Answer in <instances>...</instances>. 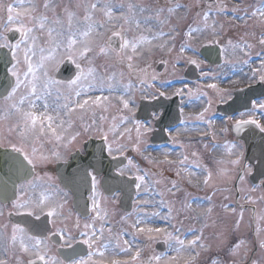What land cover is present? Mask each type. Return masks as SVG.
Returning a JSON list of instances; mask_svg holds the SVG:
<instances>
[{
  "label": "snow or ice",
  "instance_id": "snow-or-ice-1",
  "mask_svg": "<svg viewBox=\"0 0 264 264\" xmlns=\"http://www.w3.org/2000/svg\"><path fill=\"white\" fill-rule=\"evenodd\" d=\"M170 3H174L175 0H169ZM20 3L23 4L24 0H20ZM51 5L48 2H45L43 5L44 12H40L37 6L32 2V0H28V7L24 12H20L13 4H7L3 6L4 11L7 14L6 23L3 26V31H15L20 34V39L15 43V45L11 44L6 36L0 34V48L8 49L9 54L11 56L12 67L9 70L11 80L8 84V88L10 89L5 95V100L11 101L10 110L13 114H15L18 119L15 127L17 129H21L20 135L22 139H27L29 136L37 137V136H45L48 133L51 135L48 136L49 139H55L58 142L64 143V146L72 144L77 141V138L81 135L79 131L74 133H68L67 128H65V121L60 119V111L61 109L66 111V114L71 116L72 113L76 112L77 109H92L93 106H103L104 110H107V102L110 100V96L98 95L95 98L83 99L81 102L80 97L82 91H84V85L87 84L88 88L98 87V89L103 92L104 89H107L109 93L120 92L122 94L117 96V99L122 104L124 110H127L130 113V116L120 117L122 123H127L128 121H134L135 130L137 133L136 146L135 151L140 152L143 155L144 152L147 151L145 147L142 151L141 145L146 144V137L155 131V129L151 125L142 124L135 117L136 104L135 98L133 96V89L136 87L131 81L128 83H123L122 73L120 77L117 76L116 73H112L107 75L105 73H100L97 71V68L94 65V59L97 55H102L105 57L115 58L117 66H121L127 64L129 69L133 68L132 61L134 57L142 54L145 46L153 45L154 41H159L163 39L165 35H169L171 40H175L177 33L175 29H173L171 34H166L163 31H157L151 37L144 35L143 33L139 34L136 37L129 38L126 35V31L124 28V24L134 25L136 29H140L141 25L145 26L144 31L152 32V28L147 27L148 24L152 23L155 20L158 25L163 26L167 24L169 21L167 18L161 20L159 19L162 15L164 9H158L155 11L154 15L145 16L143 20L138 19V16H143V14L149 9H146L144 6L134 3H128L126 6L121 4L120 9L123 13L121 19L123 20V24L114 23V10L111 3H101L100 0H96L95 3H88L85 5V14L83 16V24L79 22L74 23L76 20V16L74 12H70L65 9V14L67 16V23L65 24L64 19L60 15H55L54 18L50 19L47 15V11L51 9ZM180 7L178 4L175 7L168 8V12L175 13L177 8ZM208 10L204 11L202 15L198 13L200 20L202 22L201 26L189 27L188 31L184 34L186 39L184 43L180 47V53L183 54L185 52L191 51L193 55H189L186 58V63L189 65H193L196 68H200L203 61L199 60L196 57V49L192 47L191 41L196 37L198 33H202L211 29L213 33L216 32L217 25L213 21V23L209 24L210 13L215 7L217 12H226L229 10V6L227 4H222L219 0H216L215 4H209ZM99 11L103 14L106 20L101 23L95 19V13ZM232 12L238 11L236 7L231 8ZM259 16L260 22L264 24V0L261 2V6L256 8L255 11L251 13L252 17ZM23 17L24 19H21ZM27 20L29 23H25L24 20ZM18 24L14 29L10 28L12 24ZM101 29L108 31L111 33L103 42L96 43L91 37L95 34V36L99 37L101 35ZM130 30V29H129ZM37 32L45 33L48 37V47H40L39 48V60L34 62L33 57L37 55V47L39 36ZM60 37H63L61 39ZM116 37L119 39V46L113 47V38ZM259 44L264 46V35H262L259 40ZM23 45V48H22ZM160 48H167L170 52L174 45H169L167 43L157 45ZM228 46L235 51L236 49H241V44H233L231 41L228 42ZM253 45L245 43L243 48H252ZM63 48V53L60 54V49ZM23 53V60H21L20 53ZM67 59L68 62L75 66L76 75L73 79H70L67 82V89L69 95L63 96L64 103L63 104H55L51 105L47 101V97L52 95L51 86L55 84L62 83L61 81L54 80L49 76V65H52V70L59 71V66L64 60ZM21 63L26 65L25 70L21 71ZM161 63H166L165 60H161ZM225 63H230L229 60L225 59ZM243 63H247V60L243 61ZM175 67V65H173ZM42 71V75L44 78V84L42 87H38V81L41 80V76L38 75ZM140 72L143 73V76L137 75V80L141 87L144 86L152 87L153 85L149 83V77L151 81H155L157 79V75L155 73H149L147 68L140 69ZM205 77L208 76L207 72L202 73ZM259 79L261 82H264V65H262L260 69ZM163 83H170L167 80H164ZM208 88L213 89L220 96L222 102H226L228 99H231V93L225 92L222 89L217 87L216 83H210L207 85ZM23 89V92L19 96L17 100V93ZM199 91V90H198ZM76 97V100H72V95ZM189 95L191 98L193 93L191 89H188L187 93L183 88L177 89L171 95H166V90L157 89L156 93L147 94L146 89L142 92V98L144 99H159L160 97H164L165 99H171L172 95L183 97L184 95ZM200 95L206 96L207 93H200ZM62 97L58 93L56 99L60 100ZM197 99L199 96L196 97ZM43 99L44 103L42 104V110L37 113V104L36 100ZM183 102V101H182ZM211 102L209 101L208 107H205L203 111L199 113L196 117L197 120L203 121L210 128L213 125V120L211 118H205L206 113L210 111ZM51 110V111H49ZM259 110V113L262 117H264V100L262 101H252L251 109L248 112H240L239 117L235 118L232 115H229L227 119L229 121H233L234 123L231 125L232 129L237 133H241L249 126H255L256 129L259 130V133L264 134V123H261V120L256 118V112ZM181 115H183V108L180 109ZM54 113V114H53ZM8 113H6L7 115ZM161 113L151 112L150 116L153 121H159L161 118ZM249 117L244 119L243 117ZM104 117H101L103 120ZM183 122V121H181ZM95 123V121H93ZM68 128L72 127L71 120L67 121ZM91 125H84V132L88 133L91 130ZM116 125L113 124L109 131H115ZM97 133L100 135L101 140L104 142L99 149L101 156L106 151L108 156L115 159L114 151L123 152V147H119L114 149L113 143L109 142V133L104 131L102 128L97 127L95 129ZM229 130L228 127L223 129L224 132ZM207 134V133H205ZM216 138V133H212V139ZM172 143H177L176 139L173 137ZM12 151L18 153L23 157V161H27V164L31 166L34 170L36 164L34 162L35 156V148L32 150V155H30L24 148L23 144L17 146L16 144H12ZM217 148H221L225 151L226 155L229 157L234 156V159H230L225 161L224 159H220L216 161L218 165L231 164L234 167L241 166V159L243 156L242 152L236 151L238 145L234 143H227L224 145H217ZM195 155V154H194ZM53 156L55 159H62L61 154L59 152H54ZM167 156V154H165ZM51 157L49 156H41L40 159L42 162H47ZM148 158V157H146ZM149 162H154L150 158ZM188 159L187 156H184L180 165H183L184 162ZM23 161L19 162L17 171H23ZM128 164L131 165L132 161L129 160ZM262 165H264V161H262ZM200 167L199 164L196 165ZM139 171V169H138ZM204 171L207 173L204 179V186H208L212 180V172L204 168ZM241 175L239 177L240 181H244V177L252 172V166L245 164L243 167H240ZM123 175V170L120 172ZM221 175H227L225 169H220ZM91 176V189L93 195L89 197L92 200V211L96 213L97 217H100L101 213L98 211L99 205L97 203V176L88 173ZM179 175V173H178ZM261 175L264 176V172H261ZM135 180L138 181L135 183L134 187L137 195L140 194V189L142 185L146 184L144 175L135 176ZM28 186L35 191L39 185L35 183L34 180L26 181ZM189 183L192 184V187L198 188L199 184H193L191 180ZM264 184V180L261 181ZM175 187V185H173ZM20 188L23 189L24 185L21 184ZM147 190V188H145ZM171 191V189L169 190ZM162 194V193H161ZM195 201H193L194 203ZM147 201H144V204H147ZM163 203V201L161 202ZM12 207L15 209L16 215L27 214L28 216L35 215L36 219H40V213L36 212L35 209H40L41 212L44 211V208H47L46 215L48 217H57L61 214L60 210L63 208L62 204L54 203L52 197L47 194L41 193L38 199L29 198L28 200H23L22 198H16L12 201ZM188 209H191L192 203L186 205ZM133 211H137V209H133ZM143 211V209H140ZM211 212V209H208ZM2 210H0V215H2ZM172 209L169 208V217H171ZM12 215V213H9ZM131 215V214H129ZM153 217H159L160 219H168V217H163L159 212H152L148 214L144 213V217L141 218L138 216L136 221L131 224V228L134 229L133 236L139 233L147 234L149 240L156 239L158 236H163L164 243L168 245L170 252H175V256H169L167 253L161 255H154L149 258L147 264H174L178 260L179 257L182 256L183 253L188 252V258L185 260V264H193L195 258L198 253H195L193 250L199 246L198 241L199 237L185 240L181 239L179 233L181 232L180 228H176L175 225H169L174 228V232H169L166 228L163 227H149L147 226L149 220ZM145 226H141V225ZM77 227H79V222L77 221ZM85 229H91V232H83L81 236L85 237L79 243H83L87 245L88 253L87 258L85 259L83 256H80L79 259L76 257L79 255L77 249L73 247L72 237H68L65 244H61L60 247L67 246L72 249V252L65 256L63 259H58L56 257L48 256V244L47 240L49 237L45 236L41 238L36 235H28L26 230L22 228L20 225H15L13 227V232L11 236V244L14 246L17 242H19L21 249L24 252H30L35 257L29 261V264H103V260L94 261L93 257L98 256L100 258L105 257V254L110 249L115 253L118 249L120 252L131 253L133 251V243L128 241L127 239H123L122 234H117L116 236L111 235V229H109L110 237L107 242L101 243L104 240V228L101 227L99 229V233L92 224H85ZM53 235L59 236L61 240H64V232L60 230L58 232H54ZM99 244V247H96L93 250L94 245ZM264 247V244L261 245ZM132 260L139 261L140 258V250L137 248L134 255H132ZM0 264H5L4 260H0ZM111 264H122V262L118 259H113ZM123 264H127V262H123Z\"/></svg>",
  "mask_w": 264,
  "mask_h": 264
},
{
  "label": "rangeland",
  "instance_id": "rangeland-1",
  "mask_svg": "<svg viewBox=\"0 0 264 264\" xmlns=\"http://www.w3.org/2000/svg\"><path fill=\"white\" fill-rule=\"evenodd\" d=\"M192 1H195V0H192ZM221 1L224 3H227L230 7H236L240 9L239 11L240 17H237V18L243 19V17H248V16H244L245 12L244 10H242V8L244 7H243V4L240 3L242 2V0H239V2L232 1V0H221ZM248 1H250V3H253V8L255 6H260V3H261L260 0H248ZM140 2L142 4L145 3V6L148 8L150 5H152L153 1L152 0H140ZM140 2L139 0H102V3L112 4L113 10H114V23L116 24H119L118 23L119 19L122 20L121 17L123 13L120 9L121 4L125 5V11H126V6L128 3L139 4ZM7 4H13L17 8L18 11L24 12L25 9L28 7V0H24L23 4L20 3V0H0V34L6 37H7V34L11 31V30L7 32L3 31V26L7 22L6 21L7 14L4 11L3 6ZM37 8H38V5H37ZM181 9H183V7H181ZM39 11L40 12L45 11L43 8V5L39 7ZM58 11H59V8L54 9L51 7V9L47 11V15L49 16L50 19H52L54 18L55 15H59ZM155 11L156 10L153 9V12ZM150 14L151 12L149 10L145 12L144 16H149ZM184 15L185 13H181V18ZM61 17L64 19V21H66L65 17L63 16ZM137 18L139 19V17ZM21 19H24V18L21 17ZM95 19L101 23H103L106 20L103 14L99 11L95 13ZM143 19L144 17L141 16V20ZM24 22L29 23L26 19L24 20ZM210 22L213 23V20H210ZM214 22L217 25V29L220 34L225 35L228 33L227 31L229 29L228 26H226L224 29L223 27H221V25H219L220 23L218 21H214ZM17 26L18 24L14 23L10 25V28L14 29ZM129 26L131 28V31L136 36L143 33L144 35H147V36L150 35L149 37H151L157 31H163L164 33H166V27L158 25V23L154 20L152 23L147 25V27L152 28V32L144 31L145 26L143 24L141 25V28L139 30L136 29L134 25H129ZM124 27H125V24H124ZM100 31H101V35L99 37L93 35V37H91L90 39H92L96 43H100L102 42L101 38L103 34L107 35L108 33H110L103 29H101ZM37 35L43 38V42H45L46 45L43 46L42 45L43 43L40 44L38 41V47L36 49L37 55L33 57L34 62L39 60V55H40L39 48L48 47V37H47L46 32L45 33L37 32ZM228 35L230 36V38L232 37L231 33H228ZM234 35L239 36V33L236 32ZM165 36L168 37V35H165ZM60 38L63 39V37H60ZM165 43L169 45H174L172 40H169V41L161 40V42L159 41L153 42L155 49L158 47L157 45L165 44ZM191 44H192V47L195 48L196 50L199 48V46H197L198 42L196 40V37L191 41ZM175 46L176 45H174L172 49L176 48ZM22 48H23V45H22ZM226 49H229L228 43L226 44ZM162 50L168 51L167 48H163ZM263 50H264V46H263ZM63 51H64L63 48H61L60 54H62ZM170 53H173V52L171 51ZM20 56H21V60H23L22 51L20 53ZM159 56H163V55L159 54ZM144 57H146V55H144ZM167 59L171 60L173 58H170L169 56H167ZM99 60L101 63L102 59H99ZM182 61L184 60H181V66H182ZM110 64L113 66V58L105 57V68L107 69ZM94 65H97L96 60L94 61ZM100 65H102V63ZM20 68H21V71H23L25 70L26 65L21 63ZM113 70H115L114 67H113ZM97 71L99 72L98 68H97ZM53 72L54 70H52V65L50 64L49 65V76L50 77H52ZM105 74L110 75L112 73L106 72ZM38 75L41 76V80L38 81V87H42L44 84V78L42 75V71L38 73ZM174 75L175 74L172 73V75L170 76L173 77ZM236 75L237 77H239L240 72L236 73ZM117 76L120 77V74H117ZM177 76L179 77V75ZM120 78L122 79L123 83L125 84L127 83L124 77H120ZM243 83L245 82L237 81V82L230 83L229 85L238 87ZM85 86H87V84L83 86L84 91H82L81 94H85V95L80 97L81 102L83 101V99H88L90 97L93 98L92 95H90L91 94L90 92L99 90L98 87L87 88ZM55 87H56L55 85L51 86L52 95L47 97V101L51 105L60 104L61 101L63 100V96L69 95L67 87L63 89L58 87L60 91L55 89ZM144 91H145L144 88L142 89L141 87L136 86L133 89L132 94L134 98H136L137 101H139L142 97V92ZM22 92H23V89H21L20 92L17 93V100ZM58 93L62 97L60 100L56 99ZM87 93L88 94L90 93L89 97ZM97 94L110 96V100L109 102H107V110H104V107L101 106V110H102L101 114L108 113V116H106L103 123H102V120L99 121L97 127L101 128L102 127L101 123L104 125L102 129L104 128V131L109 133V142H112L113 146H115L116 148L125 147V146L129 147V145L135 147L137 133L133 129H130V125L128 123H125V125H123L124 123H122L120 119L122 108H121V102L119 101V99H117V96L122 93H120L119 91L109 93L107 89H104L103 92L98 91ZM184 97H186V95H184ZM75 100H76V97L74 98L73 101ZM35 102L37 104L36 110H37V113L39 114V112L42 110L41 106L44 103V100L40 99V100H36ZM197 102L199 101L195 100V96H192V101L188 102L189 104L192 103L191 104L192 112H195V110H197V108L200 107V105H198ZM10 103L11 101H8V100L0 102V146H12V144H16L17 146H19L23 144L25 150L30 155H32V150L33 148H35L36 152H35L34 157H36V159L34 157L33 158L36 161L35 164L39 172V176H38L39 181L35 183L40 184V186H42V193L44 194L47 193L49 189H51L56 195L57 203L63 205V208L60 210L61 214L57 217H54L57 224L59 222L61 225L63 222H66V217H68L69 215V204H66L67 196L62 192V190L60 188L53 186V183L55 182V175H54L55 174L54 173L55 163L60 162L61 160H64L66 156L68 157L69 153L73 152L78 147H80L81 144H83V142H86L89 138L88 134L90 132L88 133L83 132L82 135H80L77 138L76 142H73L72 144L67 145V147L64 146V143L58 142L54 138L49 139L48 136L51 135L50 133H48L45 136H37V137L29 136L27 139H22L20 135L21 129H17L15 127L18 117L11 112L10 107H9ZM77 110L80 111L81 109H77ZM6 113L8 114L6 115ZM73 115L74 113H72L71 116H69L66 114V111H60V119L66 122L65 128H67L66 126L67 121L71 120ZM113 124L117 126L115 131H109V129L112 127ZM202 124H204L203 121L199 123V125H202ZM84 125L85 124L83 122V126ZM131 127L133 126L131 125ZM211 131L215 132L216 128H212ZM199 132L201 131H198L195 133L198 134ZM187 133H188L187 130L182 132V134H181V131H179L177 132L175 136L181 137V135H188ZM147 140H151V138ZM147 142L148 141H146V144ZM146 144L141 145L142 151L146 147ZM185 147L186 148L184 149V151L175 149L174 150L175 152H173L171 149H168L167 151L154 152V151H151L150 148L148 149L146 147L147 151L144 152L143 155H141L140 152H137L134 150L132 164L127 169L126 172L131 176L144 175L146 184L141 186L140 194L136 200L137 204H136L135 209H137V211H135V213L132 216L127 217L126 215L121 213L119 209L115 207L114 199L113 201H107L105 200L103 196H101V194L97 195L96 199L99 205L105 202L112 203L111 211H109L108 209L105 210L99 207L98 211H100L101 215L100 217H96V220H94L91 223L93 226L96 225V226H101L104 228V240L101 241V243L108 241L110 237V233L108 230L111 229L112 236H116L117 234H122L123 239H127L128 241L132 242L134 247L131 253L120 252L118 249L114 253L111 250V245H110V249L109 251L106 252L105 257L100 258L98 256H95L93 257L94 261L98 262L102 259L103 264H111L113 259H118L122 262V264L125 261L127 262V264H147V261L149 260L150 257L154 255H161L162 253L156 252V250L153 247H155V245L158 243V240L163 241L162 235L158 236L156 239L149 240L147 234H144V233H139L133 236L134 229L131 228V224L136 221L138 216L143 218L145 212H147L148 214H151L152 212H159L161 216L168 217V219H160L159 217H153L149 220L147 226L163 227V228H166L169 232H174V228L169 226L171 224V225H175L176 228L181 229V232L179 233L181 239L191 240L197 237L200 238L198 241L199 246L193 250L195 253L199 254L196 256L193 264H249V263L252 264V263H255V259L258 256H259L258 263L264 264V253L261 252L263 250V247H261V245L264 244V226L261 227V225L257 224L256 226H254V228H256V233H252L253 228L250 229V227H253V225L250 221L251 220L250 211H249L250 213L248 214L249 215L248 229L247 231H244L242 229L247 225V221L241 224L242 229L238 228L239 226L235 227L234 226L235 223L234 225L233 224L231 225L230 223H232L233 221V216H230L228 220L227 214L224 212L223 208L221 209V207L215 210L214 216L216 217V219H218V217H221L224 225L221 227H217V226L214 227V224L210 223L212 228L209 224H206L204 222L200 223L199 225L198 221L200 218V214H196L197 211L193 212V210H199L197 208H200L201 210L205 208V204L203 205L202 201H201L202 204H199L197 202L194 203V206H196L197 208L191 207V209H188L186 207L187 202L188 204L191 203L189 201V197L193 195L192 191L194 190L196 191L204 187L205 188L204 191L199 193L200 196L202 197L204 196L202 195V193L205 194L207 190L211 191L210 189L207 188V186L205 187L203 184L204 179L207 175V173L204 171V168H207L212 172V175L214 176V181H215V175H217L215 174L216 172H219L221 168L225 169L226 172L228 169L230 174L227 173V175L229 176L230 182H231L229 184L230 198L228 200H229V203L233 202V199H231V197L233 198L236 194L234 185L236 183V180L239 179L240 177L238 176L239 172L235 167H230L228 166V164L218 165L216 164V161L220 159H224L225 161H227L230 159H234L235 157L234 156L229 157L228 155H226L223 149L217 148V147L212 148L210 146L209 147L202 146L201 148L197 149V146L194 147V145H189V144H187ZM236 151L242 152L241 149L238 147ZM54 152H59L61 154L62 159L60 160L55 159V157L53 156ZM165 154H167V156H165ZM41 156H49L51 158L47 162H42L40 159ZM184 156H187L188 158H192V160L195 161L196 163H202V165L200 166L201 169H199L200 170L199 173L198 172H188L189 169L185 167V165L183 166L180 165V161ZM146 157L150 158L154 162L150 163L149 159ZM214 158H216V161L213 160ZM242 161H243V158L241 159V162ZM235 170H236V175H233L232 171L235 172ZM181 178L183 179L184 182H182ZM189 180H191L193 184H199L200 187L198 188L192 187V184L189 183ZM222 180L225 182V178H223ZM222 180L220 182L218 181L217 182L219 184H224ZM173 185H175V187H173ZM244 186L247 188V190H249V192L252 193V194L249 193L250 198L252 197V195L254 196L256 195L257 198L260 200V202H258L256 199H253L248 204L255 205L259 203L261 205L260 209L262 211V216H263L264 215L263 214L264 202L262 201V198L258 197L260 196L261 191L257 189L256 190L252 189L251 188L252 186L250 185V183H247ZM145 188H147V190H145ZM170 189L171 191H169ZM225 191H222V192L225 193ZM255 191L256 193L257 191H259L260 193L257 195ZM242 193H244L243 190H242ZM218 195L224 196L219 193ZM220 196L218 198H220ZM210 198L212 202H214L215 200L217 201L219 200L218 198L216 199V195H210ZM101 199H103V202H101L102 201ZM144 201H147L148 203L144 204ZM162 201L163 203H161ZM169 208L172 209L171 217H169ZM140 209H143V211H140ZM186 209H188V211L190 212V213H187V215L185 214ZM94 215H96L95 212H94ZM242 215L244 216V214ZM256 216H258V214ZM211 218H212V215H210V219ZM235 220L241 221L242 219L235 218ZM214 222L216 223L217 220H214ZM202 225H204L206 229ZM57 226H59V224ZM141 226H145V225L142 224ZM198 228L200 229V231L204 232V235H201V233L198 231ZM97 230L99 231V228H97ZM90 232H91V229H89V233ZM64 235H66V233H64ZM246 235H249L248 242L244 239ZM65 238H64V241L66 242ZM255 238H257L258 242L256 241ZM3 243H4V237H3V234L0 232V259L2 258L1 251L4 252ZM96 247H99V244L94 245L93 250H95ZM137 248L140 250V258H139V261L133 262L131 257L132 255H134ZM15 249L17 250V248ZM15 249H11L10 260L9 262L5 261L6 264L7 263L15 264L14 261H16L18 264H27L28 261L35 259L32 253L30 252L26 253L22 251L21 254H16L17 251H15ZM239 250L241 251V253H239V256H235V252ZM47 251H48L49 257H55V254H54L55 252L49 244H48ZM166 253L169 256L176 255L175 252H170L169 248H167ZM245 253L247 255L246 257H245ZM187 258H188V252H185L182 254L181 257L178 258L176 262H174V264H185V260Z\"/></svg>",
  "mask_w": 264,
  "mask_h": 264
},
{
  "label": "water",
  "instance_id": "water-1",
  "mask_svg": "<svg viewBox=\"0 0 264 264\" xmlns=\"http://www.w3.org/2000/svg\"><path fill=\"white\" fill-rule=\"evenodd\" d=\"M18 34L10 35V40L18 39ZM11 56L6 49L0 50V100L5 97L10 90L8 84L13 78L8 74L9 68L12 66ZM240 139L247 145L248 160L252 163L259 161V166L256 167L257 175L255 181L264 178L261 172H264V135L257 131H249L246 135H241ZM104 142L90 141L85 145L87 157L83 158L79 155L72 157V164L68 166H58V177L66 190H70L75 198V209L83 213V210L88 208L87 195L91 192V178L88 173L93 170L96 175L104 174L103 189L107 194L121 192L123 194V205H130L135 195V181H130L127 178H121L115 174V170L119 167L115 161L108 159L106 152L101 156L99 149ZM23 158L15 154L13 151L0 150V201L4 204L9 203L15 198L16 186L19 183L28 181L33 176V171L26 161H23L24 170L17 171L19 162ZM86 216V215H84ZM16 224L24 226L31 235L47 236L49 231L48 220L33 221L29 216H21L14 219ZM76 249V248H75ZM80 250V249H77ZM72 250L60 251L62 258L70 254ZM84 255V251H80L76 257Z\"/></svg>",
  "mask_w": 264,
  "mask_h": 264
},
{
  "label": "flooded vegetation",
  "instance_id": "flooded-vegetation-1",
  "mask_svg": "<svg viewBox=\"0 0 264 264\" xmlns=\"http://www.w3.org/2000/svg\"><path fill=\"white\" fill-rule=\"evenodd\" d=\"M67 1H68V3L71 2V0H67ZM90 1L92 3L96 2V0H88L87 2L90 3ZM184 3H185L184 0H175L174 3H170L169 0H156V3H152V5H150L148 8L145 6V3L144 4H142L141 2L139 3V5H142L146 9L150 10V12H151L150 15H154L155 12H153V9H155V10L164 9V11H163V13H162V15L160 16L159 19L163 20V19L167 18L169 22L167 24L163 25V27H169L170 25L172 26V29L169 30L168 34H171L173 29H175V31L177 33H179L178 35H176V38H175V41H177V44H176L175 47L177 49L173 50L172 51L173 53H180V47H181V6L184 5ZM177 4L180 7L177 8L175 13H171L170 14L168 12V8L175 7ZM202 9H203V6L200 3H197L196 7H195L196 16H198V13H201ZM69 11L70 12H74L75 16L78 15V14H83V16H84L85 7L73 8V9H71ZM144 15H145V13L143 14V17H145ZM139 19H141V16H140ZM77 22H79L80 24H83V17L76 16V20H74V23H77ZM118 23L119 24H123V20L119 19ZM197 25L200 26V24H197ZM124 28H125L127 37L133 38V37L136 36L131 31V28H130V26L128 24H125ZM247 28L248 29L244 30V32H246V35L253 36V37L257 35L256 31L254 30V28L251 25H247ZM200 38H199V41L204 40V42H202L200 44L199 48L200 47H204V46H210V47L218 46V47L221 48L222 53H223L224 56H231V55L239 54V53H234V51H233V49L231 47L227 50L225 41H218L217 39H215L214 37H212L210 35H206L204 38L202 37V35H200ZM104 39H106V34H103V36L101 38V41L103 42ZM113 40H114V42H113L114 43L113 44L114 47H118L119 46V39L114 37ZM169 40H171V39L169 38V35H168V37L166 36V38L164 40H162V41H169ZM199 48H198V50L196 52V55H197L198 59L201 60V55H200L201 53H200V49ZM154 52H155L154 44L151 45V46H145V48L142 51V54L134 57V59L132 61V64L134 62V63H136V65L133 64V68L132 69H129L127 67V64H124V65H121V66H117L116 59L114 61V64H115L114 65V69L116 70L117 73H120V74L122 73L123 74L122 76L128 77L131 80V82L134 83L135 85H140L138 80H137V75L143 76V73L140 72V69L147 68V70H148V72L150 74L151 73L158 74L157 75V79L155 81H151V79L149 77V83H151L153 86L154 85L160 86L161 87L160 89L161 90H166V94H168V93L171 92L172 88H169V87L165 86V83H163V81L167 80V79L162 78V77H163V74L166 73V71L175 72L176 68L173 67V65H168L167 63H161L160 59L154 58V56H153ZM190 53H192V52H190ZM144 55H146V57H144ZM144 58H146V59L143 61ZM95 59H96V63H97V65H95V67H97L101 72L105 73V65H104L105 56L97 55L95 57ZM99 59L103 60V61H101L102 65H100V60ZM245 60H247L246 56H243L241 61L243 62ZM243 64H245V63H243ZM160 65H162V67H159ZM202 67H203V65L201 64V67L198 68V69L202 70L203 69ZM227 67L228 66H222V67H220V69L223 71ZM204 69L207 70V69H212V68H210L209 66H206V67H204ZM231 73L232 72L229 69L224 70V76L222 77V81H221V84H222L223 87H226V84L228 83V80H229V78L231 76ZM144 87L149 88L147 86H144ZM151 126H152V124H151ZM126 158L128 160L130 159V157H126ZM29 191H30L29 198L38 199L40 197V195H41L40 187H37L35 189V191H33L30 188ZM11 211L15 212V209L13 207H11ZM76 221H77V219H76ZM83 239H85V237H82L81 239H79V241H82Z\"/></svg>",
  "mask_w": 264,
  "mask_h": 264
}]
</instances>
